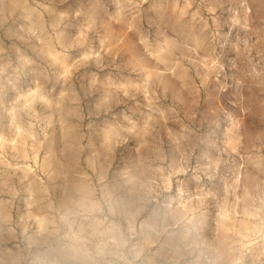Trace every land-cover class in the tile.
Here are the masks:
<instances>
[{
	"label": "rangeland",
	"instance_id": "1",
	"mask_svg": "<svg viewBox=\"0 0 264 264\" xmlns=\"http://www.w3.org/2000/svg\"><path fill=\"white\" fill-rule=\"evenodd\" d=\"M0 264H264V0H0Z\"/></svg>",
	"mask_w": 264,
	"mask_h": 264
}]
</instances>
